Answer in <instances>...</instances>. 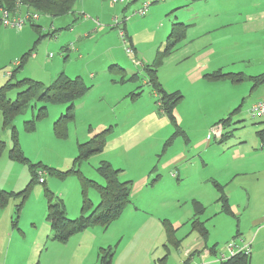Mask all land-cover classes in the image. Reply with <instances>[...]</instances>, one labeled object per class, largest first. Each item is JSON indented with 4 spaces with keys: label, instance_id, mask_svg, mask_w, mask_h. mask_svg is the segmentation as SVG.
<instances>
[{
    "label": "rangeland",
    "instance_id": "rangeland-1",
    "mask_svg": "<svg viewBox=\"0 0 264 264\" xmlns=\"http://www.w3.org/2000/svg\"><path fill=\"white\" fill-rule=\"evenodd\" d=\"M168 1L170 0L163 2L137 0L129 4L127 0L111 5L110 0H103L99 15L102 19L113 18L112 11L116 9L119 15L116 22L118 24L126 22L127 25L130 17L144 18L149 9L155 8L157 11L155 17L134 28L145 29V33H149L160 24V21L169 19L170 16L162 14L159 10ZM144 2L154 3L148 6L143 15H139L137 12ZM207 3L208 7L213 3L219 5V1L215 0H209ZM124 8L127 9L122 11ZM77 17L73 10L55 18L39 13L36 21H28L20 31L0 24V88L9 80L14 84L23 79L40 82L46 87L55 78L51 74L55 68L57 70L66 67L71 73H77L82 71L80 68L83 65L89 68L101 65L103 46L100 48L101 54L92 52L89 48L84 49L88 60L77 62L78 54L74 51V40L71 42L69 39L74 34L66 27L74 26ZM160 32L161 29L157 34ZM213 40L218 42V38ZM228 42L231 43V40L228 39ZM69 43L72 44L70 48ZM100 49L96 50L99 52ZM121 49L125 56L126 69L133 72L125 75L114 68L113 72L107 73L108 79L101 77V81L92 82L84 78L86 72L83 69L84 77L81 78L89 90L85 96L75 100L74 118L66 126L67 133L64 138H58L52 128L53 123L65 115L67 106L64 104H42L33 99L8 124H4L0 112V143L3 145L0 154V191L8 194L7 202L0 207V264H100L95 245L92 248L89 245L80 246V241L74 239H71L70 243L69 240L66 243L50 241V229L44 216L47 207L46 191L63 200L67 217L75 219L81 209L80 178L93 181L100 187L105 185L104 179L98 173L99 164L104 161L101 154L103 151L83 159L78 152L79 145L109 127L112 134L121 130L125 123L136 124L137 119L147 113L150 105L154 107L153 111L158 116L166 117L157 104L158 95L156 93L154 95V90L149 86L146 71L148 68L155 69L158 84L164 92L165 88H180L176 75L182 64L168 61L159 67L150 65L146 69L142 59L139 58L140 65H135L125 54L123 45ZM240 68L244 67L235 65L231 69ZM12 71L13 76L8 79L6 73ZM132 77L135 80H130ZM227 82L230 84L229 88L220 82L214 95L223 102V108L226 104L231 105L236 98L240 103L239 109L224 116L230 120V126L222 128L226 138L221 146H224L225 141L229 142L224 151L207 152L208 154H203L204 156L207 154L205 157H202L201 153H196L198 152L196 148L199 147L206 131L213 141L219 139L211 133L215 125L209 126L206 121L196 120L188 113L190 111L186 104L188 99L186 100L183 94L185 89H182L176 92L183 98L173 109L175 126L168 119H163L166 126L158 131L159 134L152 136L143 134V138L140 137L136 141L139 146L137 151L130 149L123 152L118 149L119 151L115 153L118 158L114 163L123 166L122 175L124 179L127 178L120 181L129 182L131 190L130 203L115 223L106 229L101 228L100 237L96 238L101 247L114 248L111 264H191L190 259L184 255V250L176 249L166 242L163 224L171 226L173 236L181 247L187 246L191 241V236H194L190 223L195 209L193 196L201 192V188L195 182L193 170L195 164H200L203 159L207 161L204 169L206 175H214L219 182L214 181L215 186L211 185L213 197L206 198L198 215L199 222H203L207 229V244L220 237L222 230L228 228L236 230L237 217L226 213L225 200L229 195V202L234 206L233 210L236 213L238 208L235 207L241 203L238 194L243 198V190H248L252 184L257 183V179L262 181L264 179V137L261 133L264 119L255 120L249 117L248 110L259 99L254 98L255 96L242 99L248 87L241 82H234L235 84L230 80ZM19 91V88L14 87L7 91L6 97L14 101ZM42 107L44 114L38 118ZM128 114L132 116L127 122L125 117ZM224 117L220 123L225 120ZM138 128H141V125ZM14 139L20 156L11 154ZM125 147L127 146L123 144V148ZM190 151L196 154V159H190ZM178 154H184L188 170L177 165L175 168L161 165L164 157L167 159ZM136 155H138L136 161L144 160L147 163L148 156L154 161V166L144 173V179H135L136 171L131 161ZM104 162L107 163V160ZM39 173L44 179L43 184L35 180V175ZM87 197L94 210L99 204L96 189L88 188ZM146 226H153V232L146 233L148 239H152L153 242L147 248L148 251L144 249L142 242L147 241L146 235L142 234ZM137 230L139 232L135 233ZM90 232L92 231L87 228L78 234L82 236ZM159 234L163 235L162 242H157ZM143 235L145 236L142 237Z\"/></svg>",
    "mask_w": 264,
    "mask_h": 264
},
{
    "label": "crops",
    "instance_id": "crops-1",
    "mask_svg": "<svg viewBox=\"0 0 264 264\" xmlns=\"http://www.w3.org/2000/svg\"><path fill=\"white\" fill-rule=\"evenodd\" d=\"M101 1L103 0H77L73 7V13L78 16L75 18V25H66L68 31L74 34L69 39L71 42L74 40V51L75 54H78L77 62L88 60L85 57L84 49L88 50L89 48L91 49L90 51L101 54L100 48L103 46L104 53L102 54L101 65L97 64V66L90 68L83 65L80 68L82 71H78L77 73H71L68 71L70 69L66 67H60L57 70L55 68L54 73H51L55 78L63 73L71 79L85 76L84 78L95 82L97 80L101 81V77L108 79L107 73L112 72L111 68H122L125 75L131 73L132 70L126 69L124 65L125 56L121 49L123 44L121 45L120 43L121 40H119L118 33L121 28L124 29L127 44L132 47L135 57L142 59L144 65L146 64V67H148L154 64L157 53L164 47L172 25L174 23H183L188 26L184 39L170 55L163 59V64L168 61L182 64L179 73L176 75L178 78L177 85L180 88H165V92L173 94L185 89V93L183 92V94L186 100L188 99L186 104L189 106L190 111L188 113L190 115L194 116L196 120L206 121L205 123L209 124V126L222 125L220 120L224 116H227L233 110L239 109L240 100H237V98L231 105L226 104L223 108V102L214 95V91L216 86H220V82L225 83L227 88H229L230 84L227 82L228 80L218 82L207 81L205 75L213 72L240 75L243 80L241 83L246 88L248 87V91L242 98L243 100L253 96L257 99L264 97V0H215L219 1V5L217 6L213 3L209 7L207 6L209 0H170L159 9L162 14L170 16L169 19H166L167 21L164 20V22L160 21V24L156 25V28L149 33H145V29L135 30L134 28L142 26L143 23L155 17L157 13L155 8L149 9V13L144 18L135 19L130 17L127 25L125 24L126 22L118 24V22L115 23L119 18L116 9L112 11L113 18H101L100 9L103 5ZM135 1L137 0H133L132 3ZM110 4L113 5L111 1ZM126 9L124 8L122 11ZM160 29L161 32L157 34V31ZM215 38H218V42L213 40ZM228 39L231 40L232 44L228 42ZM70 45L72 44L69 43V48ZM96 49H100V51L98 52ZM66 57L68 59L67 54ZM235 65H241L244 68L232 70L231 68ZM83 69L86 72L84 76ZM130 80L135 79L130 78ZM154 95H156L155 92ZM153 110L154 107L150 105L147 113L137 119L139 123H125L121 130L107 137V142L101 153L102 160H107V163L110 162L109 164L113 168L120 170V174L118 175L121 181H125L127 178H123V166L119 164L115 165L114 163L115 159L118 158L115 154L119 151L118 149H121L123 152L130 149H136L137 151L139 146L136 144L138 143L136 141L140 137L142 139L143 134H147L148 136L155 135L166 126V124H163V119L166 120L167 118L158 116ZM131 116L132 114L126 115L125 120L128 122ZM140 125L141 128H138ZM261 129L264 133V126ZM204 134L199 147L196 148L198 150L196 153H201L202 157H205L212 151H224L229 143L227 140L224 142V146H221L222 143L213 141L207 131ZM123 144L127 147L123 148ZM204 153L207 154L204 156ZM148 158L149 161L146 163L144 160L136 161L138 155L132 157V167L136 171L135 179H144V173H147L154 166L152 157L148 156ZM184 159V154L171 156L167 159L164 157L161 165L170 168H175V165H177L184 170H188L187 162ZM190 159H196V154L191 153V151ZM195 166L193 170L196 176L195 182L201 188V192L193 196V207L195 208L197 204L201 208L206 198L213 197V186L211 185L215 186L214 181L217 182L218 179L214 175H206L204 169L207 166V161L205 159L200 164H195ZM256 182L247 188L248 190H243V198L238 194L241 203L235 207L238 208L236 213L233 210L234 206L229 202V195L227 196V212L236 216L238 220L235 231L229 228L222 230L220 232L221 236L210 241L209 245L207 244L208 236L202 240L200 235L194 231V234L192 233L193 237L190 234L192 239L187 246L181 247L179 243L177 248L184 250V255L190 259L191 264H219L220 262L215 256L219 252V249H221V246L234 237H243L251 245L249 264H264V179L263 181L257 179ZM220 185L222 184L220 183ZM191 210L193 212V209ZM88 230L92 232L90 234H83L82 236H79L81 234L74 235L68 239V243H70L71 239H74L75 241H80V246L89 245L92 248L95 245L98 256L99 249L104 248L101 247V244L97 243L96 239L100 237L101 228L90 227ZM137 232L139 230L135 231V233ZM148 232H153V226L143 228L142 234L146 235ZM223 232L225 234H222ZM145 237L147 241H142L144 242L143 247L148 251L147 248L153 242L152 239H148L147 235ZM157 237V242H162L163 235L159 234ZM207 246H216L215 253L211 254ZM198 251H200L199 254Z\"/></svg>",
    "mask_w": 264,
    "mask_h": 264
},
{
    "label": "trees",
    "instance_id": "trees-1",
    "mask_svg": "<svg viewBox=\"0 0 264 264\" xmlns=\"http://www.w3.org/2000/svg\"><path fill=\"white\" fill-rule=\"evenodd\" d=\"M77 0H0V7L10 12L16 9L20 13H34L45 14L49 17H61L73 10L74 4ZM187 25L181 23H174L171 31L167 36L164 47L157 53L154 67H159L163 63L168 55H170L178 44L182 42L185 37ZM122 29V28H121ZM124 31V29H123ZM125 33V32H124ZM126 35V34H125ZM113 67V66H112ZM147 69V67H146ZM112 72L115 70L111 68ZM120 73H125L123 69L117 68ZM149 83L154 92L158 95L157 104L160 107L162 113L166 118L175 126L173 109L179 104L182 96L179 93L167 94L161 86L158 84L155 69L148 68ZM13 76V71L11 72ZM10 76V78H11ZM8 78V79H10ZM134 79V77H132ZM207 81H222L230 80L231 82H241L242 77L238 74H227L220 72H213L205 75ZM19 88L14 101H11L6 97L7 91L12 88ZM88 87L83 83L82 78H68L63 73L59 74L48 86L44 87L42 83L23 79L14 84L11 80L7 81L5 85L0 88V112L3 117L4 124H8L17 116L24 107L33 99L39 101L42 104H64L67 106L65 115H62L57 121L53 123V129L55 135L58 138H64L67 133V125L72 122L74 118V102L75 100L85 96L88 92ZM44 114V107L40 108L38 118ZM229 118L221 122L222 126L226 129L230 126ZM264 137L263 131L261 132ZM111 134V127L94 134L89 140L79 145L80 158H89L102 152L107 142V137ZM226 134V133H225ZM222 134L218 143H222L226 135ZM225 135V136H224ZM14 139V148L12 150L13 155L20 156L17 142ZM3 145L0 143V154L2 152ZM99 176L104 181V186H99L93 181H90L84 177L80 178V186L82 192L81 209L79 215L75 219H69L67 217L66 206L58 197L53 196L46 191V212L45 221L48 223L51 230L50 241L58 243H66L72 236L85 231L90 227H99L106 229L109 225L115 223L119 218L124 208L130 203L129 195L131 185L129 182H121L119 179L120 171L113 168L109 163L101 161L98 167ZM38 175H35V180L38 182ZM34 178V175H33ZM32 178V179H33ZM34 180V179H33ZM88 188L96 189L99 195V204L93 210L91 201L88 200L87 190ZM8 194L0 191V207L7 202ZM227 201L225 200V211L227 213ZM196 212L194 210V217L190 221L191 228L200 237L205 239L207 237V229L204 223L199 222L198 215L202 210L196 204ZM227 209V210H226ZM166 242L175 248L178 247L179 242L173 236V230L171 226L164 223ZM205 243V242H204ZM205 246V245H204ZM206 247V246H205ZM208 247V246H207ZM211 254H214L216 246L208 247ZM114 248H101L98 251V258L100 264H111V260L114 253ZM200 251H198V254ZM250 257L244 256L242 253L229 257V260L222 261L219 264H249Z\"/></svg>",
    "mask_w": 264,
    "mask_h": 264
},
{
    "label": "built area",
    "instance_id": "built-area-1",
    "mask_svg": "<svg viewBox=\"0 0 264 264\" xmlns=\"http://www.w3.org/2000/svg\"><path fill=\"white\" fill-rule=\"evenodd\" d=\"M110 1L112 4H116L118 2H123V1L127 2V0H110ZM132 1L133 0H129V4L132 3ZM153 1L163 2L165 0H153ZM154 2H144L141 5L140 10H138L137 14L143 15V13L146 12L145 10H147L148 6ZM37 19H38V15L34 13H20L17 9L15 11L10 12L0 7V24L6 28L20 31L23 29V27L28 21L33 22V21H36ZM118 33H119L121 43L124 46L126 54L130 56L133 64L140 65L141 64L140 60L135 57L132 47L128 46L127 44V38L125 37L126 35L123 29H119ZM16 65L17 64L15 63V66ZM6 75L10 76L11 72L6 73ZM248 115L250 118L255 119V120L264 119V97L255 101L251 105V108L248 110ZM211 133H213L217 139H220L223 134L222 125L217 124L213 126V128L211 129ZM40 174L41 173L38 174L39 176L38 182L40 184H43L44 179L41 177ZM241 253L244 256L249 257L251 253V245H249V243L243 237H234L231 240H229L226 244L221 246V249H219V252L217 253L215 257L216 259L219 260V262H222V261L229 260V257H232L237 254H241Z\"/></svg>",
    "mask_w": 264,
    "mask_h": 264
}]
</instances>
